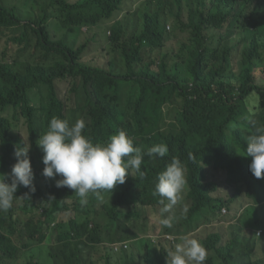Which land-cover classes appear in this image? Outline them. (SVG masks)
<instances>
[{
  "label": "trees",
  "instance_id": "16d2710c",
  "mask_svg": "<svg viewBox=\"0 0 264 264\" xmlns=\"http://www.w3.org/2000/svg\"><path fill=\"white\" fill-rule=\"evenodd\" d=\"M15 4L14 0H12ZM143 5L163 4V0H145ZM127 0H61L62 24L69 32L84 23L106 25L109 39L105 49L108 58L103 66L83 62L84 45L54 37L47 29L43 15L34 17L18 10L9 0H0V48L15 43L17 53L8 57L0 52V168L13 162L10 136L19 140L11 128L15 126L5 112L13 109L12 118L26 119L27 135L34 138L53 117L74 123L84 119L86 133L93 142L105 143L117 130H125L134 146L143 151L156 143H165V157H144L143 179L133 170L124 184L110 194V203L97 210L90 206L99 200L89 194L82 206L74 190L56 185L20 189L14 194L13 206L0 212V251L12 257L17 247L11 235L25 232L24 216L41 214L36 227L27 233L29 247L34 242H47L48 255L65 259L63 264H94L92 256L103 264H166L167 254L146 250L143 261L128 255L123 248L131 226L145 220L148 211L159 212L160 197L154 195L158 173L173 157L186 169V185L182 199L192 208L194 221L181 229H194L216 217L225 202L211 197L209 191L225 186L230 202L243 195L251 197L253 206H244L234 215L238 228L210 233L199 241L207 251L205 264H264V191L250 179L251 157L245 155L246 138L255 126L264 125V81L256 82L258 70L264 75V0H195L192 5L173 0L167 13L176 25L191 28L193 39L177 50L164 51L166 42L158 44L160 35L169 28L163 10L152 13L142 8L135 13L131 32L117 17ZM176 9V11H174ZM184 10V15L181 11ZM106 20V21H107ZM240 47L243 63L234 70L232 51ZM157 51V61H144L142 52ZM48 53H52L51 59ZM32 58H40L34 62ZM59 79L70 82L71 104L66 106L55 89ZM44 86L45 100L35 105L32 91ZM127 95L123 96V91ZM175 135L154 134L156 127L166 125ZM42 197L40 203H37ZM73 209V210H69ZM72 213L68 219L62 212ZM83 213H87L84 214ZM189 213V211H188ZM180 209L171 211L176 217L163 233L178 242ZM165 216L169 214H164ZM99 245L112 253L97 254ZM94 252V253H93ZM27 264H44L30 260Z\"/></svg>",
  "mask_w": 264,
  "mask_h": 264
},
{
  "label": "clouds",
  "instance_id": "9594fccd",
  "mask_svg": "<svg viewBox=\"0 0 264 264\" xmlns=\"http://www.w3.org/2000/svg\"><path fill=\"white\" fill-rule=\"evenodd\" d=\"M82 61L92 66H99ZM24 122L26 129L24 138L15 131L16 122L11 128V131L18 134L20 138L16 140L14 136H10L9 140L15 160L4 168H0V212H8L12 208L17 190L30 189L34 192L36 187L46 185L74 190V194L79 197V203L86 206L90 193L102 199V192L112 193L118 184L122 185L126 182L127 176L129 173L132 175L133 170L140 179H143L145 172L142 170V165L145 156L163 158L169 151L165 143H156L145 152L140 147L134 146L133 139L125 130L115 131L105 143H94L86 133L84 119H77L70 124L66 119L53 117L50 123L32 139L27 135L25 118ZM246 145L243 156L252 158L249 165L252 173L250 179L258 190L264 191V125H254L253 133L246 138ZM186 182V169L176 157L172 158L156 178L153 194L161 198L159 203L162 205L160 208L162 218H157L158 231L151 236L146 235L148 242L144 247L146 250L166 253V264H205L207 251L199 241L210 233L223 234L234 223V216H232L233 219L229 221L224 231H211L203 238L195 234H187L218 220L230 210L231 202L227 195L225 197L212 195L214 191H209L211 197H220L225 202L218 210L216 217L183 232V238L179 237L178 242H173L169 249L162 243H158V240L162 239L170 244L171 235L163 231L173 226L176 217L171 215V211L182 199ZM242 191L243 195L251 200L244 188ZM254 204L251 203L248 206L251 207ZM183 211L186 212L187 209ZM166 213L169 215L165 216ZM39 218L43 219L41 214L36 217L21 218L23 220L21 226L25 230L23 236L18 238L17 234L11 235L17 247L16 253L12 257H7L0 251V258H14L17 255L19 246L16 241L21 242L22 245L26 243L28 231L36 227ZM139 230L143 228L132 229L127 241L137 238ZM127 241L123 246L124 249L128 248ZM29 262L31 261L28 260L24 264Z\"/></svg>",
  "mask_w": 264,
  "mask_h": 264
},
{
  "label": "rangeland",
  "instance_id": "374dc122",
  "mask_svg": "<svg viewBox=\"0 0 264 264\" xmlns=\"http://www.w3.org/2000/svg\"><path fill=\"white\" fill-rule=\"evenodd\" d=\"M13 4H15L12 0H9ZM17 2L18 10L22 13H25L27 15H32L34 17H40L44 16L47 17L45 19V24L47 25V29L50 31L51 34L54 35V37H61L65 38L68 42H73L75 45H84V41H88V45H84L83 50V60L94 64L103 66L105 64V61L108 58V53L105 49L104 41L106 39H109V32L106 30V25H108L110 22L114 21V15H112L109 20H103L102 22H98L95 25H89L84 23L81 25L76 32H69V25L68 24H62L60 22L61 20V10L59 8V3L61 0H14ZM68 2L74 1V0H66ZM195 0H183V3H187L188 5H192ZM146 1L145 0H127V3H125L122 8L118 11L119 14L117 17H120L125 11H127L124 15H122L119 19L121 23H123L128 28V34L131 32L132 24L135 23V13L142 10V8H148L152 13L158 12L161 9L163 10L164 18L167 22L166 31L163 32L160 37L158 44L162 45L166 42V47L163 49L164 51L168 50H177L179 46L186 45L191 42L193 39V34L191 28L186 27V24H183V26L176 25L173 21V18H169L167 16V13L170 11L172 7L173 0H163V4H150L148 6L143 5ZM176 11V9H174ZM181 14L184 15V10L181 11ZM3 48H0V52H6L8 57L16 55L17 51V45L15 43H10L8 45L5 44V42L2 45ZM145 50L142 52V56L144 61H151L153 58V62L157 61L156 55L158 54L157 51L151 52V54L148 51V48H144ZM242 50L240 47H235L232 51V61H233V68L234 70H238V67L243 63L241 59V52ZM49 59L52 57V53H48ZM32 61L37 62L41 61L40 58H32ZM256 82H263L264 81V75H262L258 70L254 71ZM69 86L70 82L68 80L59 79L55 81V89L59 97L62 98L66 106H69L71 104V95L69 92ZM45 87L39 86L36 87L31 95L30 99L33 104L40 105L45 100ZM123 96L127 95V90L123 91ZM13 109H8L5 114L7 117L15 121L17 123L15 131L20 133V135L24 138L26 137V129H25V122L24 117L18 116V119L15 120L12 118L13 115ZM166 125L156 127L153 130V133L158 134H170L175 135V131L173 127L169 124L170 118H166ZM212 195H220L225 197L226 196V189L225 186H219L218 190H215L212 192ZM103 198L99 199L95 204H92L90 207L94 210H97L101 207V204L103 202L110 203V194H103ZM42 200H45V197H42L40 200L37 201V203H40ZM183 207H176L173 208V212H176L177 209H180V217L178 219V229L181 232L187 231V229H181L183 226L191 223L194 221L193 214H192V208H189V204L184 201ZM252 201L247 198L245 195H241L238 199L234 200L230 204V210L223 216H220L218 220L213 221L210 224L204 225L199 227L198 229L194 231H190L187 234H195L200 238H203L208 232L211 231H224L225 227L229 223L230 220H232V216H239L242 207L251 204ZM187 209L186 212L183 211V209ZM73 210V209H69ZM74 211V210H73ZM189 211V213H188ZM87 214V213H83ZM72 213H66L65 211L62 212L59 215V218L62 219H68L71 217ZM38 216V212L34 214V217ZM146 217L145 220H138V223L135 227H130L134 230H137L138 227L143 228V230H139V236L137 238H133L130 241H127L128 248L125 249L126 253L130 256L135 255L136 261H143L144 257L140 256L143 254H146V249L144 245L148 242L147 236L153 235L155 232L158 231V228L156 226L157 218L159 217V212H152L148 211L144 214ZM238 228V224L234 221L233 226L229 229L228 232H234ZM145 234V235H144ZM180 238H183L182 236ZM177 241V239L171 235L170 244L167 243V241H164L162 239L158 240V243H162L167 249L171 246L173 242ZM182 242V241H181ZM180 242V243H181ZM17 245L19 246V250L17 252V255L14 258H0V264H24L28 260H37L39 263L44 264H63L65 259L58 258L56 256H50L48 255V244L47 242H34L33 247H29L28 243L26 246H23L21 242L16 241ZM97 254L101 253L106 255H111L112 253L107 251L106 245H99L97 249ZM94 253V252H93ZM151 258L153 260L156 259L155 254L152 252V250L149 251ZM93 263L94 264H103L105 261L102 259H99L95 256H92Z\"/></svg>",
  "mask_w": 264,
  "mask_h": 264
}]
</instances>
